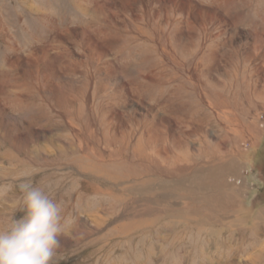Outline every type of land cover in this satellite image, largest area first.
<instances>
[{
	"label": "rangeland",
	"instance_id": "1",
	"mask_svg": "<svg viewBox=\"0 0 264 264\" xmlns=\"http://www.w3.org/2000/svg\"><path fill=\"white\" fill-rule=\"evenodd\" d=\"M261 148L264 0H0V231L39 188L51 264H264Z\"/></svg>",
	"mask_w": 264,
	"mask_h": 264
},
{
	"label": "clouds",
	"instance_id": "2",
	"mask_svg": "<svg viewBox=\"0 0 264 264\" xmlns=\"http://www.w3.org/2000/svg\"><path fill=\"white\" fill-rule=\"evenodd\" d=\"M24 215L0 231V264H51L60 245L61 210L39 188L22 185Z\"/></svg>",
	"mask_w": 264,
	"mask_h": 264
},
{
	"label": "flooded vegetation",
	"instance_id": "3",
	"mask_svg": "<svg viewBox=\"0 0 264 264\" xmlns=\"http://www.w3.org/2000/svg\"><path fill=\"white\" fill-rule=\"evenodd\" d=\"M257 160L259 161H263L264 160V149L261 148L260 150L257 151V156H256ZM261 163V162H259Z\"/></svg>",
	"mask_w": 264,
	"mask_h": 264
},
{
	"label": "bare ground",
	"instance_id": "4",
	"mask_svg": "<svg viewBox=\"0 0 264 264\" xmlns=\"http://www.w3.org/2000/svg\"><path fill=\"white\" fill-rule=\"evenodd\" d=\"M263 251H264V250L261 249V251H260L261 256H258V257H255V258H257V259H258V258H261V259L264 260V253H262ZM262 254H263V255H262ZM220 264H222V263H220ZM224 264H231V263H230V262H227V263L225 262Z\"/></svg>",
	"mask_w": 264,
	"mask_h": 264
}]
</instances>
